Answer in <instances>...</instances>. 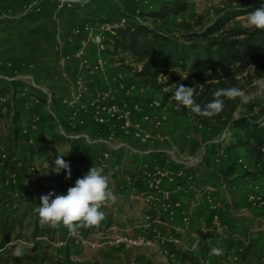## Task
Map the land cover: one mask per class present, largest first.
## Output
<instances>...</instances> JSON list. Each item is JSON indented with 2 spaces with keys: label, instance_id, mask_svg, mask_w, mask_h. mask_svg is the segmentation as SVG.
I'll list each match as a JSON object with an SVG mask.
<instances>
[{
  "label": "rangeland",
  "instance_id": "374dc122",
  "mask_svg": "<svg viewBox=\"0 0 264 264\" xmlns=\"http://www.w3.org/2000/svg\"><path fill=\"white\" fill-rule=\"evenodd\" d=\"M32 1L34 0H17L16 3L10 4L0 3V13L9 8L18 9ZM163 1L165 0H118L102 3L111 9L106 12L104 20L120 23L122 19H125L130 25H134L135 22L145 23L177 39L183 33L208 27L220 19H228V26L231 28L250 27L247 25V15L253 11V8L248 0H190L189 9L185 13L171 15L166 20H156L142 14L144 11H151ZM39 3L36 8L18 19L0 20V29L34 15L47 4L60 8L55 0H43ZM75 8L77 7L69 9ZM88 25L95 26L94 22H86L67 31V38L72 39L68 40L69 51H72L65 57L69 56L68 61L73 64V57L77 58L74 55L78 49L84 47V57L90 62V66L81 68L80 76H83L82 79L85 82L84 70L94 71L100 76L107 70L113 69H115L114 73L118 71L124 74L123 80L118 83L109 82L105 84L107 86L98 85V93L103 96L112 91L113 100L111 101L112 97L107 99L109 103L102 99L100 107L99 105L91 107L89 99L95 90H91L86 82L88 89L82 103L68 104L72 95L64 98L63 103L60 102L61 98H55V93L50 86L35 82L36 85L52 91L54 98L51 103H48L42 95L39 102L42 104L40 110L36 109L30 120L25 122L24 119L23 126L27 131L43 129L47 132L46 135L51 133L49 132L51 128L53 131H59L57 122L59 120L68 133L77 132L95 141L89 144L81 139L84 150H89L91 153V156L86 159L91 164L88 169L94 164L102 166L104 174L110 177L111 188L118 197L116 203L109 202L102 208L105 219L100 225L103 230L101 231L132 236L141 239L142 242L93 249L74 238L64 245L43 242L42 246L33 252L30 250L33 245H26L18 242L17 239H12L13 246H9L7 251L0 252V259L9 258L11 264H50L52 260H61L67 264L71 262L149 264L151 261L171 264V257L176 260V256L172 254L168 244L170 237L177 234L175 227L183 229L177 235L183 242L180 246L184 247L194 246L197 243L195 237L197 235L206 238L210 243H215L234 229L241 244L255 240L257 252L264 259V155L258 161L251 157L245 148L227 150L221 141L231 134L224 123L217 121L209 125L202 124L195 119L194 113L190 110L184 113L181 106H178L172 98L163 105L162 94L153 92L142 85L133 75V71L127 67V65L133 68L141 67V64L137 63L131 55L125 56L126 64H124L118 59L112 61L107 54L105 67L94 69L95 60L98 57L94 60L91 58V54L98 52L94 36L102 34L96 29L87 30ZM82 33L85 35L83 38H81ZM114 73L112 75H115ZM255 81L244 89L246 93L254 96L253 101L247 104L239 101L240 105L235 116L246 115L264 124V95L257 94L258 88ZM28 85L29 90H34L30 83ZM135 86L138 88L134 89ZM34 91L38 92L36 89ZM75 91L76 86L72 93ZM136 102L141 104L142 112L134 111ZM150 102L152 104L157 102L158 105L150 106ZM113 103L119 106V109L132 112L135 126L141 123L138 134L135 129L128 132L119 129L118 120L112 116L113 111L110 109ZM12 105L17 106L16 103ZM51 111L55 113L56 118ZM26 114H28L27 111L24 113V118ZM145 115L150 116L149 119L144 118ZM99 118H102L104 122H101ZM43 124L46 128L40 126ZM0 129V135L5 136L3 140H0V217H4L26 205L34 206L35 202L28 198L27 177L24 180L15 179L9 173H4L3 169L4 161H7L11 154L17 157L25 153L28 145L26 142H22L19 147L8 144L7 130L3 126ZM39 140L41 136L33 132L31 141L36 143ZM103 140L109 141L110 145L102 142ZM114 145L124 146L120 151H114L112 148ZM66 149V145L60 147L61 154H65ZM132 153L136 154L132 155ZM38 157L48 165L46 153L39 154ZM121 158L123 161L118 165ZM70 165L72 169V164ZM155 166L164 168H162L164 182L159 187L155 184L150 190L148 185H151L152 181L148 178L147 182L143 176H148V168L153 169ZM177 170L182 174L176 179L177 183L172 184L168 177H172ZM65 176L66 173L62 171L59 183L48 182L41 191V195L49 192L66 195L67 189L74 186L76 179L82 178L78 171L71 172L70 179H65ZM179 185H181L180 188H178ZM145 186L150 191L151 205L168 202L173 205L174 219L166 220L165 224V214L149 208L151 206L147 204L145 198L148 196L143 193ZM208 186H213L215 190L208 189ZM5 188L9 193L13 190L14 199L3 195L2 191ZM186 213L192 214L189 225L184 220ZM55 231L56 239L52 241L59 242L65 239L62 238L64 235L67 237L68 231L63 225L55 228ZM93 233L94 231L87 235L93 236ZM96 237L94 240L97 239ZM17 244L24 246L23 258L12 255L13 248ZM238 250L236 248L228 256L229 264H235L240 260ZM0 264H2L1 260Z\"/></svg>",
  "mask_w": 264,
  "mask_h": 264
},
{
  "label": "trees",
  "instance_id": "16d2710c",
  "mask_svg": "<svg viewBox=\"0 0 264 264\" xmlns=\"http://www.w3.org/2000/svg\"><path fill=\"white\" fill-rule=\"evenodd\" d=\"M248 1L253 10L264 5V0ZM189 6L190 0H165L151 11H144L142 14L156 20H166L171 15L185 13ZM228 23V19H220L208 27L183 33L179 39L145 23L135 22L134 25L125 23L115 27L113 32L107 33L109 38L105 41L106 53L112 61L118 59L124 64L127 54L134 57L141 67L133 68L130 65L127 67L133 71V75L142 85L162 94L163 105L171 100L175 85L183 84L186 87L200 85L197 87L195 99L203 107L213 99V93L217 89L238 87L244 90L256 79L264 78V30L251 27L231 28ZM192 61V68H188V63ZM187 73L188 78L182 79L181 76ZM12 90L10 86L0 84V95ZM15 96L16 93L13 100ZM223 99L225 107L220 114L211 118L194 114L195 119L205 125L217 121L224 123L231 134L221 141L225 148L227 150L245 148L251 157L261 160L264 155V124L246 115L235 116L240 105L239 98ZM181 108L184 113L189 111L183 106ZM10 111L13 132V141L10 143L19 147L22 142H26L28 148L27 152L17 156L16 161L12 160L14 157L12 154L4 161V173L16 174L19 180L29 178L28 198L34 201L35 205H26L0 217V247H5L12 239H25L34 242L30 250L35 252L42 246L39 237L49 236L52 240L56 239L55 228L41 224L34 209L40 206L41 191L48 182L60 181V174L51 172L53 161L57 154H61L60 147L67 146L63 158L70 164L88 162L86 159L91 153L84 150L81 139L71 138L56 130L46 135L47 132L43 129L38 131L30 129L25 133L23 109L18 105L15 107L11 105ZM33 132L41 136V140L36 143L31 141ZM42 153H46L48 165L39 159L38 155ZM4 191L3 195L15 198L13 190L12 193L6 188ZM98 228L82 230L86 234H91ZM65 237L64 235L62 238ZM256 245L255 240L241 244L234 229L215 243H210L202 237L198 241L197 249L180 246L175 242L168 244L170 251L176 256V260L171 257V264H229L228 256L236 248L239 249L240 260L235 264H264ZM212 247L223 248V255L210 259L209 250ZM8 249L9 247H6L5 251ZM0 260L2 264H11L9 258ZM50 264L67 263L52 260ZM149 264L165 263L151 261Z\"/></svg>",
  "mask_w": 264,
  "mask_h": 264
},
{
  "label": "crops",
  "instance_id": "0c3cea01",
  "mask_svg": "<svg viewBox=\"0 0 264 264\" xmlns=\"http://www.w3.org/2000/svg\"><path fill=\"white\" fill-rule=\"evenodd\" d=\"M16 1L0 0V3L10 4L16 3ZM102 3L106 2L75 9H61L53 4H47L34 15L0 29V73L13 78L12 82L1 80L0 84L10 86L16 93L11 103L0 99V128L3 126L7 130L8 139L6 138V142L8 144L13 141L10 106L16 103L24 112L27 111L28 114L23 118L26 122L37 110H40L42 105L39 102L40 98L44 96L28 89V84L31 81L50 86L55 93V98H61L60 102L63 103L64 98L73 94L77 79L83 78L82 75L80 76L83 67L78 57H73V64H70L69 61H67L68 65L61 63L63 57L72 51H69L68 43V40L72 39L67 38V33L79 24L86 22L97 24V22L103 21L106 18V12L111 9ZM114 12L116 13V10ZM81 36L83 38L85 35L82 33ZM97 56L96 52L91 54L93 60ZM114 72L115 69L107 70L104 75L100 76L94 71H83L86 82L95 92L98 85L107 86L105 84L111 82ZM137 88V86L134 87V89ZM45 124L40 126L46 128L47 124ZM51 129L49 132L52 133ZM4 137L0 135V140H3ZM213 258L214 256H210V259Z\"/></svg>",
  "mask_w": 264,
  "mask_h": 264
},
{
  "label": "clouds",
  "instance_id": "9594fccd",
  "mask_svg": "<svg viewBox=\"0 0 264 264\" xmlns=\"http://www.w3.org/2000/svg\"><path fill=\"white\" fill-rule=\"evenodd\" d=\"M247 25L253 29L264 30V5L248 13ZM192 63L193 61L189 62L187 67L192 68ZM188 74L181 78L187 79ZM255 83L258 88L257 94L264 95V78H259ZM198 86L175 85L172 99L177 102L178 106H183L192 113L206 118L214 117L223 111L225 107L223 98L232 100L239 98L244 104L254 99L253 95L238 87L220 88L213 93V99L202 107L195 99ZM64 155L57 154L51 172L59 175L63 171L66 173L65 179H70L71 167L69 162L63 159ZM39 199L40 206H37L34 211L38 214L40 223L52 228L63 225L69 236L75 237L81 229L98 228L105 219L102 208L109 202L116 203L118 197L110 186V177L104 174V168L94 164L82 178L76 179L74 186L67 189L66 195L49 192L41 195ZM9 246H13V241L5 247H0V252L5 251ZM223 252L221 247H212L209 255L221 256ZM12 255L23 258L24 246L15 245Z\"/></svg>",
  "mask_w": 264,
  "mask_h": 264
},
{
  "label": "built area",
  "instance_id": "2783aa9c",
  "mask_svg": "<svg viewBox=\"0 0 264 264\" xmlns=\"http://www.w3.org/2000/svg\"><path fill=\"white\" fill-rule=\"evenodd\" d=\"M39 1H43V0H34L30 3H26L23 4L21 7H19L18 9L16 8H9L6 9L5 11H3L2 13H0V20H9V21H13L15 19L20 18L23 15H26L28 12H30L31 10H33L34 8H36L40 3ZM57 5L60 8H80V7H86L89 5H92L94 3H99V2H112V1H118V0H55ZM126 23L125 19H122V21H120V23H111L108 21H101L97 24L94 25H88L87 26V30L93 31L94 29L99 30L101 32L102 35L100 34H96L94 36V42L97 46V50H98V57L95 60V67H93L94 69H103L105 67V63L107 61H105V59L107 58V45L105 44L106 39H108L109 37L107 36L108 32H113V29L115 27H118L119 25H123ZM85 54V49L84 47H82L81 49H78V51L76 52V54L74 55L75 57L77 56L78 59H80V63L82 65V67H88V65L90 66V62L87 58L84 57ZM68 58H70L69 56L65 57L62 59V64L65 65L68 61ZM115 75H113L111 77V82L113 83H118V81L123 80L124 78V74L120 73V72H116L114 73ZM0 79L2 81H6V82H12L13 78L10 77L9 75H5L0 73ZM30 86L35 90L38 91L39 94L45 96V98L47 99L48 103H51V101H53L54 95L52 93V91H49L48 89L42 88L39 85H36L35 82H30ZM88 89V87L86 86V82L83 81L82 77H79L76 81V91L72 94L71 99L69 100L68 104L71 103H82V100L85 98V92ZM113 89V88H112ZM44 93V94H43ZM14 91H10V92H6L2 95H0V99H3L4 101L11 103L13 100V96H14ZM113 92L110 91L108 94H105L103 96L100 95V93H98V91L95 92V94H93V96L89 99V102L92 106H98L100 107V101L102 99L108 101L107 99H111V101L113 100ZM109 102V101H108ZM110 103V102H109ZM155 104L158 105L157 102H154ZM150 106H156L155 104H152L151 102L149 103ZM126 108V107H125ZM110 109L113 111L112 116L116 117L118 120V126L120 127L119 129H121L122 131L128 132V131H134V129L136 130L137 134L138 131L141 130V123L137 124V126L134 125V117L132 116V112H130V110H126V109H119V106L115 105V103L111 104ZM134 111L135 112H142L143 108L141 106V104L139 102H136V104L134 105ZM52 112V111H51ZM51 114H53V116L56 115L54 112H52ZM150 117V116H149ZM148 115H145L144 118L149 119ZM38 118V117H36ZM57 120V119H56ZM99 120L101 122H104V120L102 118H99ZM145 120V119H144ZM58 122V127H59V132L63 135L69 136L71 138H76V139H83L85 141H87L89 144H93L95 143V141L91 140L89 137H86L80 133L77 134V132H72V133H68V131L65 130V128L62 126V124L59 122V120H57ZM25 128V127H24ZM27 132V129L25 128V133ZM102 142L109 144V141H105L103 140ZM110 145V144H109ZM122 146L124 145H114L113 150L114 151H120L122 149ZM136 154V153H134ZM132 153V155H134ZM131 155V156H132ZM134 157V156H133ZM14 161L17 160V157H13ZM101 159V158H100ZM103 161V160H102ZM122 158L120 159V161L118 162L120 165V163L122 162ZM147 164H145V167ZM91 166V164L89 162H81V163H74L72 164V169L71 172L76 173L77 171L79 172V174L81 175V177H83L87 172H88V167ZM118 168V167H117ZM163 167H158L155 166V168H148L149 170L147 172H149L148 176H143L144 180H148V178L152 181L151 185H148L149 189L151 190L152 187H154V185L156 184V187H159V185L162 184V182H164L162 175H163ZM12 177H14L15 179H17V175L16 174H11L9 173ZM182 173L180 171H176L174 173V175L172 177H168V180L170 181V183L174 184L176 182V179L178 178V176H180ZM26 179V178H25ZM143 180V181H144ZM27 182H29V179H26ZM148 182V181H147ZM177 183V182H176ZM50 184V183H49ZM176 185V184H175ZM181 185L178 186V188H180ZM208 189H214L213 186H208ZM148 188H143V193L146 194L145 197L146 198V202L147 204H150L151 207H149L150 209L156 210L158 212H162L165 214L167 221H170L172 219H174L175 216V209L173 208V205H171L170 202L168 203H153L151 205V201H150V191ZM153 191V190H152ZM155 191V189H154ZM211 192V191H209ZM191 213H186V215L184 216V220L186 221V224L189 225V223L191 222ZM217 217V216H216ZM161 222V221H160ZM163 223V222H162ZM166 224V220L164 222ZM187 227V226H186ZM102 229L99 227L98 229H96L94 231V233L92 234L93 236H89L87 235L85 232H83V230L79 231L78 235L75 237H70L69 234H67V237H65L64 240L59 241V242H54L52 241V239H50L49 236H42L39 237L38 240H40L42 243H54L57 245H64L66 243L71 242V240H73L74 238H77L79 241H81L84 245L92 247L93 249H101L104 247H109L112 245H121V244H138L140 242H142L141 239H136L132 236H125V235H120V234H110V233H104L101 231ZM175 230L177 233L182 232V228L181 227H175ZM96 235H99L98 237H96ZM94 237H96L97 239L94 240ZM196 237V244L194 246H191L192 249H195L198 245V241L202 238L201 235H197ZM170 242H175L176 244L182 245L183 242L181 241L180 237H178V235H174L170 237ZM18 242L26 244V245H34L33 241H27L25 239H18ZM186 247V246H185Z\"/></svg>",
  "mask_w": 264,
  "mask_h": 264
}]
</instances>
